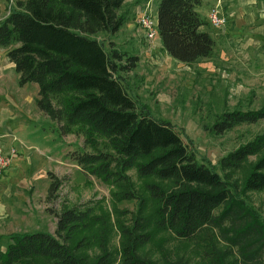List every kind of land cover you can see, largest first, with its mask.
I'll return each instance as SVG.
<instances>
[{
  "label": "trees",
  "instance_id": "trees-1",
  "mask_svg": "<svg viewBox=\"0 0 264 264\" xmlns=\"http://www.w3.org/2000/svg\"><path fill=\"white\" fill-rule=\"evenodd\" d=\"M264 10V0H259ZM125 0H15L0 19V47L13 63L17 85L35 83L36 108L59 123L61 134L75 131L89 143L102 138L111 153H74L72 160L105 181L126 189L120 199L134 198L129 185L117 179L135 166L139 175L170 180L176 186L163 190L149 184L158 204L148 220L138 214L129 227L121 228L119 264H153L137 254L150 237L149 226L169 229L180 239H191L208 228L226 248L211 249L214 264H264V215L248 204L242 193L264 188V128L250 140L220 157L221 171L237 168L248 156L262 153L250 165L242 188L220 176L204 159L188 150L181 133L163 118L132 98L117 75L130 69L135 58L106 49L97 32L113 34L125 22L119 12ZM200 0H159L156 34L160 48L172 59L188 65L212 52L213 39L207 22L197 12ZM264 118V103L256 109L222 112L211 126L218 134L242 123ZM47 193L58 188L51 174ZM126 179V178H125ZM115 183V186L118 184ZM53 196V195H52ZM140 203V202H139ZM91 206L61 209L55 214L54 233L11 231L0 234V264H110V253L99 240L92 262L79 251L83 237L72 242L83 227ZM219 252L223 255H220Z\"/></svg>",
  "mask_w": 264,
  "mask_h": 264
},
{
  "label": "rangeland",
  "instance_id": "rangeland-1",
  "mask_svg": "<svg viewBox=\"0 0 264 264\" xmlns=\"http://www.w3.org/2000/svg\"><path fill=\"white\" fill-rule=\"evenodd\" d=\"M158 1L126 0L119 10L125 18L119 30L113 34L97 32L93 37L101 40L107 50L114 49L121 54L115 61L117 66H125L128 56L135 58L130 69L117 72L125 91L146 106L153 117L167 119L181 133L187 149L194 151L198 160L207 159L220 176L241 189L249 165L262 153L248 156L230 171H221L217 161L259 133L264 128V118L235 125L218 134L212 132L211 126L224 111L256 109L264 103V53L228 44L226 20L218 29L206 25L213 39L209 57L188 65L179 63L160 48L157 34L152 39L147 38L136 23L143 10L156 22ZM14 2L0 0V19ZM225 3V0H200L196 8L206 21L207 12L214 7L224 17ZM4 50L0 47L2 58ZM15 122H10V126L17 127L11 134L0 135L1 150L17 149L8 170H4L0 178V234L37 230L52 234L57 212L89 205L90 215L83 227L76 228L72 242L83 237L86 245L78 252L92 262L100 251V240L110 253V264H119L121 228L129 227L137 214L150 220L158 204L147 186L153 184L163 190L176 186L170 180L139 175L133 165L123 171L126 179L117 180L129 185L135 197L120 199L126 186L84 171L71 158L72 154L81 152L111 153L104 139L97 138L95 143H89L75 131L61 134L59 123L37 108L18 125ZM49 174L60 182L53 196L47 193ZM242 195L264 215V188ZM148 230L150 237L138 247L137 254L153 264H214L211 249L222 251L227 247L209 228L191 239H180L171 230L155 229L152 225ZM4 244L1 239V249Z\"/></svg>",
  "mask_w": 264,
  "mask_h": 264
},
{
  "label": "crops",
  "instance_id": "crops-1",
  "mask_svg": "<svg viewBox=\"0 0 264 264\" xmlns=\"http://www.w3.org/2000/svg\"><path fill=\"white\" fill-rule=\"evenodd\" d=\"M225 1L224 18L225 23L227 20V32L229 33L227 43L239 46V49L244 48L243 50L252 52L256 49L257 52L264 53V10L261 1ZM16 81L17 73L14 71L13 63L9 62L5 56L0 57V135L2 137H7L14 128H17L10 126L11 121L16 120L15 124L18 125L21 119L27 118V115L29 116L33 109H36L33 103L37 93L36 84L25 83L19 86ZM10 148L13 147L2 149V153H7ZM13 149L16 155L17 149Z\"/></svg>",
  "mask_w": 264,
  "mask_h": 264
},
{
  "label": "built area",
  "instance_id": "built-area-1",
  "mask_svg": "<svg viewBox=\"0 0 264 264\" xmlns=\"http://www.w3.org/2000/svg\"><path fill=\"white\" fill-rule=\"evenodd\" d=\"M217 6V5H216ZM207 25L214 29L221 28L224 25L225 19L220 14L219 10L214 7L211 8L206 15ZM136 23L144 31L147 38L152 39L156 35V22L145 10L138 14ZM15 155V150L10 148L7 153H2L0 149V178L3 171L9 166L12 157Z\"/></svg>",
  "mask_w": 264,
  "mask_h": 264
}]
</instances>
